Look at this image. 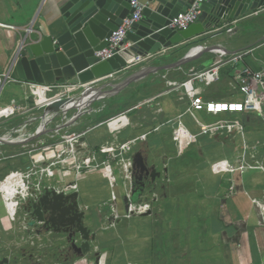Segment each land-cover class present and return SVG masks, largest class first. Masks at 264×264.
Masks as SVG:
<instances>
[{
    "label": "built area",
    "instance_id": "obj_1",
    "mask_svg": "<svg viewBox=\"0 0 264 264\" xmlns=\"http://www.w3.org/2000/svg\"><path fill=\"white\" fill-rule=\"evenodd\" d=\"M202 2L203 0H194L185 13L171 19L165 28L176 32H182L196 24L202 12ZM129 5L133 12L124 18L121 25L106 39L107 47L94 54L99 62H105L116 55L127 52L131 59L126 64V67L120 70L122 73L121 75H110L103 79L85 84L60 86L15 81L10 78L9 74L0 75V90L4 85L10 82L18 83L23 89L25 100H32L31 107L16 105L10 108V110L0 111L7 117L0 131V142L21 147L26 141L34 140L40 133H43L42 136L44 139L54 138V141H57L61 138L63 143L70 146L68 152L65 154L73 158H75V155L77 156L76 165L67 166V168L71 169L72 178L70 177V180H67L64 184L58 185L57 189L50 184L47 187H43V181L37 180L36 177L39 176L40 179L48 178V180L51 178L54 179L55 169L59 168L60 162L65 163V161L60 160V162H58L59 155L57 154V150H60V148H57L55 146L56 144L47 147V151L43 157L34 155L39 151V149H37L38 145H36L28 153L34 160V162L31 163V167L27 168L23 173L20 170L18 175L10 176L0 184L1 204L5 208H8L9 212L16 211L18 214L19 212L22 213V217H18V219L21 218V227L19 231L21 233L29 232L34 234L39 231L43 232V229H37V225H40L41 222L34 214L36 206H39L43 212V207L39 205V200L41 201L42 198L50 199L54 195H60L64 198L72 197L77 189L76 177L90 168L107 172L109 170L113 171L114 166L118 169L123 184H131L135 155H131L129 158L126 157V155L134 154L137 146L148 143L152 133L155 132L154 135H160L161 129L164 128V125L161 124L156 127H154V124V126L151 125V128H146L144 127L146 123L145 116H139L138 118L137 115L133 114L135 111H142L143 108L146 107V110L151 114V122H160L161 119H158V116L162 114L163 108L158 100L163 97L174 95L176 102L183 106V112L177 116V120L182 121V118L187 115L193 119L196 128L194 131L195 135L190 136L191 138H201L202 136L208 138L224 136L225 138L235 131H237L238 134L240 132L239 135H233L235 141L239 139L242 140L241 146L243 153L239 158L242 164L239 168L240 170L249 168V166L243 167L245 160L248 157L249 159H256L260 148L264 146V142L250 146L243 140V132L245 129L240 119L237 117H233L231 124H205L198 122L195 118V115L200 112H205L212 116L223 113L238 115L255 113L264 123V69L259 72H254L249 68L242 67L232 76L233 82L230 83V87L238 91L242 96L241 100L232 102L223 100L205 101L203 99L204 89L218 82L228 71H235L239 66V62L247 52H232L229 49L231 48L230 46H192L188 51V58L194 57V60L205 53L213 55L218 59V63L199 71H193L189 74L185 73L181 69V66L169 65L165 68L161 66H152L149 62L163 55V52H145L138 48H133L132 43L125 42L127 33L130 32L133 24L140 21L142 12L147 7V3H142L139 0H130ZM6 27L10 30L14 29L13 26ZM31 33V26L25 29V37L20 44V49L25 44L26 37ZM172 70L180 71L185 76L184 79L181 81L169 80L168 72ZM134 73H137L138 77L129 85L142 81L145 82L144 80L153 76L166 81L168 88L157 96L127 107L118 114L100 123H93L89 128L86 127L80 132L74 131L79 125L82 124L85 126L87 124L84 119L88 116V108L92 103L113 96L116 93V86L120 81L128 78ZM150 80L151 79L148 81ZM128 86L124 89L128 88ZM50 91H53L54 94L51 97L49 96ZM58 102L62 103L58 109L49 108L46 111L44 110L41 116H35V113L41 112L47 105L49 107ZM144 115H146V113ZM118 122H121V125H119ZM111 125L118 126L111 129L108 128ZM99 127H105L108 130V134H111V137L101 142L97 150H92L88 147L87 142L83 143L80 139H86L87 133ZM137 127L143 130L137 137H129L125 143L119 140V137H121L127 128L136 129ZM183 131L188 133L185 129ZM71 151H73V153ZM97 153L108 157V160L99 163L96 158ZM7 154V150L0 149V161L15 157V155L7 156ZM127 164H129L130 171L129 179L126 178V172H128L126 169ZM257 168L262 169L261 165H257ZM229 171L235 173L236 169L230 168ZM108 183L112 191L118 188L115 176L110 177ZM61 192L62 194H60ZM124 195L126 196L125 199H123V196H120V200L123 209L129 216L131 215V211L136 207L139 210L144 209V205H131V203L128 205V203L131 202V193L129 191H125ZM114 198L117 199L116 197H113V199ZM73 201L75 202V200ZM72 202L68 203L70 204ZM252 202L259 207V216L264 223V197L260 201L253 200ZM111 208L113 210L112 214L105 217L107 224L111 222V216H114L118 212V210H116L117 205L111 204ZM124 210L122 211L124 212ZM79 212L81 213V210ZM43 217L45 218L44 212ZM52 230L53 229L49 230L50 235L59 234ZM96 250L97 248H95V251ZM5 258L8 259V264H10V258ZM98 260L99 263H101L103 256Z\"/></svg>",
    "mask_w": 264,
    "mask_h": 264
},
{
    "label": "rangeland",
    "instance_id": "obj_2",
    "mask_svg": "<svg viewBox=\"0 0 264 264\" xmlns=\"http://www.w3.org/2000/svg\"><path fill=\"white\" fill-rule=\"evenodd\" d=\"M206 59L207 57L201 60V62L194 64L190 71L193 72L201 70L202 66L205 65L204 60ZM9 88V83L4 86L0 94V100L6 96H11ZM14 90L19 92L17 89ZM211 90L215 93H225L228 91V87L225 84L217 83ZM170 98L173 99L172 97ZM237 99L241 100L242 96L239 94ZM132 100H137L136 92H132L131 90H122L115 96L92 103L88 108V113L92 115L86 116L84 119L87 124L85 126L82 124L79 125L74 131L80 132L86 127L89 128L96 121L97 117L123 109L127 105H130ZM27 101L28 104L25 105L27 107H31L32 100H26L25 102ZM167 101V98L161 100L163 105H166ZM50 107L51 105L49 107L47 105L41 112L35 113V116H41L42 112L44 110H48ZM100 109L103 110L100 112ZM146 109L147 108L144 107L142 111H135L133 115H137L139 118L142 114L149 112ZM163 114L164 113L161 115ZM161 115L158 116V119L161 118ZM244 115L249 116V123L247 122V128H245V135L247 136L248 131L255 130L259 124H262L255 113L242 115L223 113L216 116L209 115L208 117L204 114H196L195 118L198 122L205 124H231L233 117L242 119L244 122L246 120V116ZM168 117L169 118H165L164 120L161 119L160 122L154 123V127L161 124L164 125V128L168 129L164 135L163 141L162 139H159V135H154V132L151 135V150H144L143 145H139L135 148L134 154L126 155L128 158L131 157V155L142 156L144 158V164L148 170L147 175L144 173L142 174L138 169L135 170L133 166L132 183L129 184L126 182L127 185H124L121 181L118 169L113 166V171L109 170L105 172L104 170L101 171L100 169L90 168L76 177V193L72 195L74 196V199L69 202L75 200L76 209L78 212L81 210V214L83 213L82 223L87 230H90V234L88 235L89 251L86 254H78L77 252V249H79L80 245L85 241L83 240V235L80 233L76 234L75 230H72L69 234L61 232L58 235H50V227L41 222L40 225H37V229H43V232L39 231L34 234L29 232H19L21 227V218L18 219V217H22V213L19 212V215L16 211L9 212V209L5 208L0 201V257H9L10 264H76V261H73L75 259H73V257L78 259L87 255L91 259L86 262L87 264H103L99 263L98 260L102 254L101 249H98L99 247L96 246L95 235L96 233L105 232L108 229L106 226L114 227V229L117 230L116 234L118 237L121 236L116 243H112V246H104L103 251H110L109 254H112L111 251L115 252L114 246L128 247L133 242H142L144 232L139 231L142 229L140 226H147L151 230L150 232L153 243L152 249L154 258L149 260L151 264H193V262H195L193 259L196 260V258H199L200 255L206 254L208 256L209 252L214 250L209 248L212 246L211 243L213 244L215 241H213V239L209 240V234L206 233L213 230L219 231L226 226L224 222L218 219V212L222 208L219 204V197L209 198V196L205 195V189L202 186V180L205 179L206 176L211 178L212 175L209 176V174L212 173H209L207 171L208 167H206L204 169L206 176L201 175L198 165L201 164L202 166L204 162L207 164L214 159L215 162H223L222 166L224 167L225 172L228 173L227 171L230 167L240 160L239 158L242 156L243 151H241V153L236 152V154H233V144L229 139L224 140V136H214L212 138H191L190 136L195 135V132L185 133L183 130H179L180 123L177 118H173L175 117V113L169 114ZM118 124L121 125L120 123ZM117 126L118 125H111L108 128L111 129ZM189 127L191 130L194 128L192 125ZM105 129V127H99L87 133L86 142L89 148L92 150L98 149L99 143H101L105 137ZM262 129L264 128L261 126L260 132L263 133L264 130ZM193 131H195V128ZM42 134L43 133H40L34 140L32 139L30 141H26L21 147L17 145L8 151L7 156L15 155V157L0 161V184H2L5 179L9 178L3 179L5 172L9 171V174L14 176L18 175L20 170L23 173L27 170V168L31 167V163L34 162V160L28 153L36 145H38L37 149H39V151L34 155H40L43 157L47 151L46 148L56 144L55 146L60 148V150H57V154L59 155L58 162H60V160L65 161V163L60 162L61 164L59 168L55 169L54 179L51 178L49 181L48 178L40 179L39 176L36 177L37 180L43 181V187H47L50 184L57 189L58 185L64 184L67 180L72 178L71 169L67 168V166H75L77 156L75 155V158H73L72 156L69 157L65 154L68 152L70 146L63 143L61 138L57 141H54V138L44 139ZM133 135V138H135L139 135V133L135 132ZM110 137L111 134H107L105 140L110 139ZM128 139L129 138L119 137V140L122 143H125ZM223 141L229 142L227 145H232V149L229 150V146H225L226 143H223ZM161 143L164 144L163 150L160 149ZM183 151L185 153H183ZM71 152L73 153V151ZM221 152H228L231 155L233 154L231 158L234 159L232 161H225L226 159H224ZM96 158L99 163L106 162L108 160V157L99 153H97ZM136 160L137 158L135 157L134 161ZM251 160L256 162V159ZM20 164L22 165L20 166V169H18ZM10 166H14L15 169L12 170ZM127 167H129V164L126 165V168ZM225 172L221 171L224 176H227ZM128 173H130L129 170ZM98 176H102L105 180H108L113 176L116 177L118 188H115V194L120 204V196H123V199H125L126 196L124 195V192L129 191L131 193V202H129L128 205L130 203L131 205H144V209H138L133 213L134 220L130 219L128 215L121 214L118 215L115 220H111L109 224L105 223L104 218L111 215L113 211L111 208V204H113L114 201L112 190L108 197L109 199L99 203H94L92 198L84 196L79 190V182L87 178H96ZM60 194H62V192ZM106 197L107 195L105 196V199H107ZM45 199L46 198H42L41 201L39 200V205H42L43 209L44 207L47 208L46 210L44 209V212L46 213L45 220H48L49 212H51L53 203L49 202L47 204ZM205 203L207 206L210 203V206L207 207ZM93 210H95L96 214L98 213L100 216V223L96 225L100 226L99 230H97V228H88L87 217L85 220L86 214H90L91 217H93ZM124 217L128 218L130 225L135 227V230L131 229L130 231L131 235L135 234L134 236L127 237L126 234H128V231L125 233L123 232L125 229L122 228H127V226L123 225L121 227L122 230H118V220ZM94 219L97 220L96 216ZM139 223L142 224L138 226ZM232 227L235 228V226ZM199 228L201 229V235H199ZM146 230L147 229H145V231ZM52 231L54 232V230ZM215 237L219 243L220 236L218 235ZM220 241H223V237ZM194 242L200 243V245L206 243L207 246L204 247L205 251L202 250L198 252V246L194 245ZM95 248H97L96 251ZM205 256L203 255V257ZM107 262L108 261H105L104 264H111Z\"/></svg>",
    "mask_w": 264,
    "mask_h": 264
},
{
    "label": "crops",
    "instance_id": "obj_3",
    "mask_svg": "<svg viewBox=\"0 0 264 264\" xmlns=\"http://www.w3.org/2000/svg\"><path fill=\"white\" fill-rule=\"evenodd\" d=\"M61 1L62 0H0V75L9 74L12 80L21 81L19 80L15 72L14 61L17 53L20 50V44L25 37V29L30 26L32 27V33L28 37H26V43L30 39H34L35 37H37L39 34L53 35L55 24L57 23V21H60L58 7ZM139 1L142 3H147V7L151 8L153 6V4L151 2L149 3L148 0ZM6 26H13L14 29L10 30ZM189 44H191L189 47L184 48V46ZM199 45L224 47L230 46L231 48L229 49L232 52H247L239 62V66L235 71H228L218 82L204 89L203 94V99L205 101L223 100L232 102L238 100V91L230 87V83L233 82L232 76H234L238 72L239 68L242 67L249 68L254 72H259L264 69V9L256 11L254 15L248 18L240 17L228 21H221L220 24L216 25L215 27L208 28L204 34L189 40H185L181 45L172 46L169 49L160 48L157 51L163 52V55L154 58L149 63L152 66H161L163 68L169 65L177 66V62H179L183 58L185 53H187L192 46ZM206 57L207 59L204 60L205 65H203L201 69L210 67L218 63V59H216L213 55L204 53L197 59L193 60V57L189 62H184V64L181 65V69L185 73L189 74L191 73L190 69L192 68V66L196 63L201 62V60ZM121 74V71H119L115 72L113 76H119ZM184 77L185 76L177 70L168 72L169 80L181 81L184 79ZM149 79L151 80L147 84L141 85L142 83L147 82ZM146 80H144L145 82L142 81L139 83L131 84L128 86V88L124 89L136 92L137 100H132V102H130V106L153 98L168 88L167 82L158 77L152 76L147 78ZM217 83L227 85L228 91L225 93L212 92V87ZM9 84V92L11 96H6L2 100H0V111L10 110V108L16 105L25 106V104H28V101L25 102L26 100L23 94V89L19 86V84L14 82H10ZM4 86L1 88L0 94ZM14 89H17L20 93L16 92ZM118 93L114 94L113 96L117 95ZM53 95V91H50L49 96L51 97ZM170 97H172L173 99H171ZM164 98H167L168 100L166 102V105L164 104L165 106L161 102V100ZM158 102H160L163 108L162 113H164L163 115H165H161L160 119L162 120H164L165 118H169L168 115L172 113H175V117L173 118H177V116L181 112H183V106L179 105L176 102L174 95L163 97L158 100ZM102 110L103 109H100L99 111L101 112ZM123 110L124 109H120L116 112H110L103 119L106 120ZM112 113L116 114L109 116V114ZM198 114H204L207 117L209 116L205 112H200ZM90 115L92 114L88 113V116ZM143 116H145L146 121L144 127L151 128L152 126H154V123L151 122L152 117L150 112H147L146 115H141V117ZM248 117L249 116L245 117L246 120L244 122L242 119H240L241 123L244 126V129L247 128V122L249 123ZM6 119L7 117L4 115V113H1L0 131L3 127L2 124ZM178 122L180 123L179 130L185 129L187 130L186 132L192 133L194 132V128H196L193 119L189 115L184 116L182 118V121L178 120ZM260 122L262 124H259V126L256 127L255 130L248 131L247 136L245 135L246 129L244 130L243 140L246 141L248 145L260 144L262 141H264V132H260L261 126L264 128V123L261 119ZM191 125L194 127L193 130H191L189 127ZM142 131L143 130H141L139 127L136 129L127 128L121 135V138H129L134 136L133 134H135V132L140 133ZM167 131V128L161 129L159 135L160 140L162 139L163 141L164 135ZM104 134L105 137L101 142L105 140L108 134L106 129L104 131ZM236 134L238 133L234 132L232 134H229L224 139H229L233 144V154H236V152L241 153L242 151V140L239 139L235 141V138L233 137V135ZM202 137L204 138V136ZM151 139L152 138L150 136L149 142L142 144L144 150H151ZM223 143H226L225 146H229V150L232 149V145H227L229 142L223 141ZM12 147L15 146L0 142L1 150L9 151ZM160 149H164V144L161 143ZM228 152H221V154H223L224 159L232 161L234 159L231 158L233 154L231 155ZM183 153L185 152L183 151ZM250 160L251 159H249V157L245 160L243 167L249 166V168H243L241 170V173L238 175V178L235 177V173L229 172L230 169L227 171L228 173H226L224 167L222 166L223 162L218 163L217 161L215 162L214 159L207 164L206 162H204L202 166L201 164L198 165L201 175L206 176L204 173V169L206 167H208L207 171L209 173H212L209 174V176L212 175L211 178L206 176V178L202 180V186L205 189V195L209 196V198L219 197V204L222 206V208L218 212V219L224 222L226 227L220 229L219 231L213 230L206 233L209 234V240L213 239V241H215V243H211L212 246H210L209 248L211 250H214L212 252H209L208 256L206 254H203L204 256H206L203 257V255H200V257L196 258V260L192 258L193 261H195H192L193 264H264V223L260 219L259 209L252 202L253 200L260 201L264 197V146L260 148L256 157V162L254 160H251L250 162ZM21 165L22 164L18 166V169H20ZM241 165L242 164L240 159L230 168H240ZM257 165H261L262 169L257 168ZM10 167L12 170L15 169L14 166ZM221 171L225 172L227 176H224ZM9 173V171L5 172L3 179L10 177L11 175ZM79 188L81 193L84 196L92 198L94 200V203L108 200V197L111 194L108 180H105L102 176L82 180L81 182H79ZM106 195L107 199H105ZM205 205L207 206L206 203ZM209 206L210 203L207 207ZM93 214V217H91L90 214H86L85 220L87 217L88 228H97V230H99L100 226L96 225L100 223V216L98 215V213L96 214L95 210H93ZM95 216L97 220L94 219ZM105 223L107 224L106 221ZM141 224L142 223H139L138 226H140ZM123 225L129 228H122L125 229L123 230L124 233L128 231V234H126L127 237L135 235H131L130 231L131 229L135 230V227L133 225H130L128 218L124 217L118 220V230L121 229ZM232 226H235V228H233ZM140 227H142V229H140L139 231L144 232L142 242H133L128 247L114 246L115 252L111 251L112 254H109L110 251L107 252L103 250L104 246H112V243H116L119 237H121H118V235L116 234L117 230H113V228L110 227L103 233H96L95 243L96 246L99 247L98 249H101V254L103 256V260L101 263L104 264L105 261H108L107 263L111 264H151L149 260L151 258H154L152 249V236L150 232L151 230L147 226ZM145 229L147 230L145 231ZM200 230L201 229L199 228V235H201ZM218 235L220 236L219 243L217 238L215 237ZM222 237L223 241H220L222 240ZM194 245L198 246V252L202 250L205 251L204 247L207 246L206 243L200 245V243L197 242H194ZM73 259V261H76V264H87L86 262L91 260L87 255L78 259L76 257H73Z\"/></svg>",
    "mask_w": 264,
    "mask_h": 264
},
{
    "label": "water",
    "instance_id": "obj_4",
    "mask_svg": "<svg viewBox=\"0 0 264 264\" xmlns=\"http://www.w3.org/2000/svg\"><path fill=\"white\" fill-rule=\"evenodd\" d=\"M193 1L148 0L153 6L143 10L140 21L133 24L125 42L132 43L133 48L145 52L169 49L204 34L208 28L215 27L221 21L248 18L264 9V0H203L202 12L196 24L182 32L165 28L171 19L185 13ZM129 2L130 0H62L58 7L60 21L55 24L54 34H39L36 39L25 42L17 53L14 69L19 80L57 86L79 85L103 79L125 68L131 59L127 52L105 62H99L94 54L107 47L106 39L133 12ZM188 56L189 53H185L176 65L189 62L191 58ZM137 77V73H134L121 80L116 86V93L124 90ZM60 105L62 103L58 102L50 109H58ZM136 158L135 170L147 175L144 158L140 155H136ZM71 199L74 196L46 198L47 204L53 203L48 220H45V207V218L39 206H36L34 214L40 222L57 233L69 234L75 230L76 234H82L85 242L77 252L86 254L89 251L90 230L84 227L83 213L77 211L76 202L68 204Z\"/></svg>",
    "mask_w": 264,
    "mask_h": 264
},
{
    "label": "bare ground",
    "instance_id": "obj_5",
    "mask_svg": "<svg viewBox=\"0 0 264 264\" xmlns=\"http://www.w3.org/2000/svg\"><path fill=\"white\" fill-rule=\"evenodd\" d=\"M235 132H237V131H235ZM234 133V132H233ZM239 134H240V132H239ZM81 142H83V143H85L86 142V139L85 138H83V139H81ZM136 157V156H135ZM225 161H228V160H225ZM127 169V171L129 170V167H127L126 168ZM230 172V171H229ZM240 172H241V170L239 169V168H236V171H235V174H236V178H238V175L240 174ZM126 178L127 179H129V173L128 172H126ZM112 193H113V197H116V194H115V189H114V191H112ZM117 198V197H116ZM113 200H115L114 202H113V204L114 205H117V208H116V210H118V212L113 216H111V220H115L117 217H118V215H121V214H123V215H128V213H126L125 212V210L123 209V206H122V204H120V202H119V200H118V198L117 199H113ZM258 209H259V207L258 206H256ZM122 210H124V212L122 211ZM136 210H138V208L136 207L133 211H131V215L129 216L128 215V217L129 218H134V216H133V213L136 211ZM106 227H108V226H106ZM108 228H110V226L108 227ZM113 228V230H115L114 229V227H112ZM0 264H8V259L7 258H5V257H0Z\"/></svg>",
    "mask_w": 264,
    "mask_h": 264
},
{
    "label": "trees",
    "instance_id": "obj_6",
    "mask_svg": "<svg viewBox=\"0 0 264 264\" xmlns=\"http://www.w3.org/2000/svg\"><path fill=\"white\" fill-rule=\"evenodd\" d=\"M149 82V81H148ZM148 82H145V83H142L141 85H143V84H147ZM130 105H127L126 107H124L123 109H126L127 107H129ZM113 114H116V113H112V114H109V116H111V115H113ZM105 116L106 115H103V116H100V117H97L96 118V121L94 122V123H100V122H102V121H104V119L103 118H105Z\"/></svg>",
    "mask_w": 264,
    "mask_h": 264
}]
</instances>
